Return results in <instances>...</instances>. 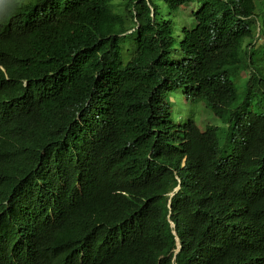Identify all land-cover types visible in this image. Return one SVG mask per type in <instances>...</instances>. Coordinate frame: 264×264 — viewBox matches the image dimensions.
Returning a JSON list of instances; mask_svg holds the SVG:
<instances>
[{"label": "trees", "instance_id": "1", "mask_svg": "<svg viewBox=\"0 0 264 264\" xmlns=\"http://www.w3.org/2000/svg\"><path fill=\"white\" fill-rule=\"evenodd\" d=\"M53 233L112 264H264V0H0V264Z\"/></svg>", "mask_w": 264, "mask_h": 264}, {"label": "clouds", "instance_id": "2", "mask_svg": "<svg viewBox=\"0 0 264 264\" xmlns=\"http://www.w3.org/2000/svg\"><path fill=\"white\" fill-rule=\"evenodd\" d=\"M127 32H131V29H129ZM131 117L134 120L142 119L148 121L146 116L136 115ZM154 129L155 127H152L150 132L154 131ZM94 185L95 184H91L89 186H77L78 193L82 198L83 197L85 198L92 191ZM179 187L180 184L178 183L170 192L166 193V196L168 197V202L166 205L168 212L166 218L169 223V226L172 228L171 231L176 241V247L174 249V252L178 250V241L176 238L175 231L173 230L174 223L172 222V220L169 219V214H170L169 201L173 193L176 192L179 189ZM50 205L54 206V210L49 213V217L51 219H54L56 211H58L61 214H64L68 218L74 217L73 214H75V209H73L71 206L69 207L68 204L65 203L64 201H61V199L55 205L49 204V206ZM64 238L65 236L63 234L53 233L51 235L52 246L45 244L44 241L33 242L32 244L37 245V247L32 250V253L37 252V254H34L33 257L37 258V260L43 264H49V263L54 264L56 259L63 260L65 264H112V254L102 253L98 256H94L87 239L83 240V245L76 244L73 245L71 248H68ZM56 247L63 249L67 258L64 255H61L63 251L59 249H55ZM55 250H57L58 254L54 253Z\"/></svg>", "mask_w": 264, "mask_h": 264}, {"label": "rangeland", "instance_id": "3", "mask_svg": "<svg viewBox=\"0 0 264 264\" xmlns=\"http://www.w3.org/2000/svg\"><path fill=\"white\" fill-rule=\"evenodd\" d=\"M256 2H258V0H256ZM194 4V2H190L187 5H182L173 14H170L168 8L158 2V10L164 15L165 18H171L173 20L174 27L176 31H178L182 25L189 26L193 22L190 12L193 9ZM169 99L173 100L171 116L176 122L183 121L188 115L191 114L194 116L196 123L198 120L200 126L207 123L219 125V121L214 117L212 118L211 114L206 113L205 110L201 109L200 104H191L185 97L181 96L170 97Z\"/></svg>", "mask_w": 264, "mask_h": 264}]
</instances>
